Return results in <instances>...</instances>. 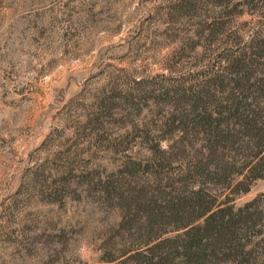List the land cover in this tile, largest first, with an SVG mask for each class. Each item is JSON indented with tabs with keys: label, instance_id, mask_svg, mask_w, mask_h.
Masks as SVG:
<instances>
[{
	"label": "rangeland",
	"instance_id": "rangeland-1",
	"mask_svg": "<svg viewBox=\"0 0 264 264\" xmlns=\"http://www.w3.org/2000/svg\"><path fill=\"white\" fill-rule=\"evenodd\" d=\"M242 1L0 0V264L122 262L104 190L145 165L171 87L264 36V3ZM259 195L264 179L235 204ZM254 232L245 264H264Z\"/></svg>",
	"mask_w": 264,
	"mask_h": 264
},
{
	"label": "trees",
	"instance_id": "trees-1",
	"mask_svg": "<svg viewBox=\"0 0 264 264\" xmlns=\"http://www.w3.org/2000/svg\"><path fill=\"white\" fill-rule=\"evenodd\" d=\"M171 89L162 126L141 137L145 165L132 162L104 190L119 211L107 244L122 245L120 264H166L176 253L189 263L245 264L248 237L261 235L254 229L264 220L262 195L235 204L264 179V36Z\"/></svg>",
	"mask_w": 264,
	"mask_h": 264
}]
</instances>
